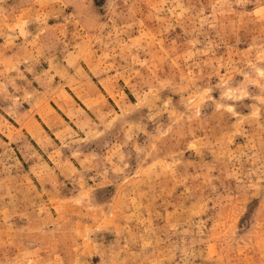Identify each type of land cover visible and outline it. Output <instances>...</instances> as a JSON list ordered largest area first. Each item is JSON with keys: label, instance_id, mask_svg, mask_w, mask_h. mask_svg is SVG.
<instances>
[{"label": "rangeland", "instance_id": "1", "mask_svg": "<svg viewBox=\"0 0 264 264\" xmlns=\"http://www.w3.org/2000/svg\"><path fill=\"white\" fill-rule=\"evenodd\" d=\"M0 264H264V0H0Z\"/></svg>", "mask_w": 264, "mask_h": 264}]
</instances>
